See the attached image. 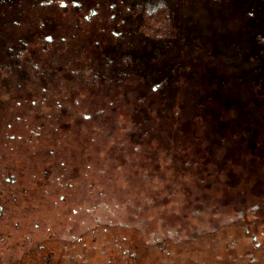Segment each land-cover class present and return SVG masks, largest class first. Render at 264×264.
I'll use <instances>...</instances> for the list:
<instances>
[{"label":"rangeland","instance_id":"obj_1","mask_svg":"<svg viewBox=\"0 0 264 264\" xmlns=\"http://www.w3.org/2000/svg\"><path fill=\"white\" fill-rule=\"evenodd\" d=\"M0 113L137 264H264V0H0Z\"/></svg>","mask_w":264,"mask_h":264},{"label":"flooded vegetation","instance_id":"obj_2","mask_svg":"<svg viewBox=\"0 0 264 264\" xmlns=\"http://www.w3.org/2000/svg\"><path fill=\"white\" fill-rule=\"evenodd\" d=\"M100 8H92L87 18L99 16ZM2 121L0 134L5 133L1 127L16 128L19 134L11 135L10 143L26 144L7 146L0 137V264H137L140 245L135 248L130 237L113 231L112 217L99 214L100 206L93 203L98 191L73 189L70 179L45 178L31 168L30 152H25L30 115H21L16 124ZM85 185L81 181L77 187Z\"/></svg>","mask_w":264,"mask_h":264},{"label":"trees","instance_id":"obj_3","mask_svg":"<svg viewBox=\"0 0 264 264\" xmlns=\"http://www.w3.org/2000/svg\"><path fill=\"white\" fill-rule=\"evenodd\" d=\"M96 187H97V188H102V187L99 186V184H98Z\"/></svg>","mask_w":264,"mask_h":264}]
</instances>
